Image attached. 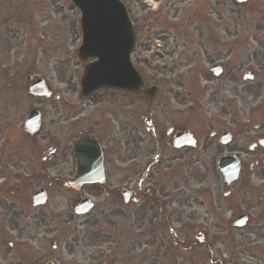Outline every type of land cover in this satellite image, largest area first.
Here are the masks:
<instances>
[{
	"label": "flooded vegetation",
	"instance_id": "af4514ba",
	"mask_svg": "<svg viewBox=\"0 0 264 264\" xmlns=\"http://www.w3.org/2000/svg\"><path fill=\"white\" fill-rule=\"evenodd\" d=\"M193 2V0H142L144 32L148 45L153 40H171V36L189 30L191 26L187 30L185 28L191 19L190 16L185 17V13L191 12ZM198 8L199 16L206 19L207 28L212 32L210 0H203ZM259 14L263 16L258 18L255 30L257 33L264 32V12ZM161 23L171 27L172 32L159 34L154 31V26ZM211 32L213 51L209 55V61H212L214 66L219 64L223 74L226 73L223 78L225 83H220V89L216 88L218 96L223 100L227 99L221 93L225 89L229 91L228 82H233L231 70L237 68V62L240 60L243 61L239 62L238 69L245 70L242 78L248 75V79H253L256 75L252 68L256 67L259 69L258 78L262 80L264 90V41H259L253 51H246L245 56L240 59L239 44L244 39L242 36L226 30L225 35L222 34L221 38L216 37L215 40ZM230 39L234 42L232 43ZM249 53L251 55L248 56ZM27 56L29 57V54ZM34 67L33 65L25 67L33 70L24 79L25 88L38 78ZM5 69V67L0 69V75H5ZM208 72L212 74L211 71ZM249 74L253 75V78ZM212 77L216 79L213 74ZM216 81H220V78ZM166 93L169 92L161 91L157 87L151 101L148 98V106L143 109V113L136 101L144 100L147 96L140 94L129 96L113 90L101 91L90 94L84 101L80 100L79 104L73 103L69 106V111L62 112V115L56 112L46 120L42 114L38 133L32 134L20 126L21 131H18L19 135L16 136V133L7 129L6 144H9L11 152L8 154L7 168L0 171V264H26L20 219L22 211L17 207V201L20 202L19 177L23 176H19L18 166L31 169L33 163L37 165L36 175H41L43 170L47 171L44 179L40 177V180L43 179L42 182L46 183L49 189H52L54 184H60L65 189L73 191L69 195L63 194V197L56 196L53 204L57 207L46 213L48 216L44 212L39 213L36 208L30 214L37 239L40 238L39 236L43 239L42 247L33 248L34 255L38 256L34 264L47 262L81 264L82 261L84 264H120L126 256L122 252L119 253V250L126 252L127 246L124 245L125 237L118 233V227L129 225L135 231L141 229L144 224L145 227L151 225L160 217L166 222L180 221L182 218L191 220L194 222L193 226L205 234L214 230L224 232L233 229L243 230L247 227L255 230L263 229L264 232L262 214L264 189L256 186L264 187V95L263 107L259 110L261 114H256L255 109L241 116L239 114L242 110L235 112L233 116L221 111L219 118L205 116L190 120L189 115H186L189 108L185 105L184 97L177 100V96H173L175 105L185 106L184 110L178 109L173 114ZM248 93L250 94V91ZM124 97H128V100L125 101ZM56 98L55 100L58 101L59 99ZM108 98L111 100L108 101ZM130 108L133 111H129ZM244 116L246 119H243ZM257 117L260 119H256ZM225 118L227 120L223 122L222 119ZM60 124L66 125L67 130L71 132V141L62 143L58 135L52 132ZM142 124L150 133L149 136L141 131ZM178 134H182L184 138L175 142V136ZM81 138L90 139L96 154L100 151L103 175L98 183L78 184L75 189L69 185L78 170L73 148ZM17 139L21 141L18 145L14 142ZM33 143H38V148L34 152L25 146ZM178 145L180 146L177 147ZM97 147L99 151H96ZM151 151L152 154H156L157 165L147 169L141 168L140 163H136V155L146 156ZM17 155L21 156L18 161ZM224 155L235 156L240 166L238 180L232 185L227 184L218 169V160ZM37 163L43 164L44 169H40ZM131 164L134 167L132 170L129 168ZM211 169L214 171L217 169L218 172L214 181L210 178ZM156 174H158L162 215L148 216L151 206L152 211L159 212L156 200L149 199L150 192L155 194L149 188L150 181ZM28 178L23 176V179ZM251 187H254L257 193L258 214L255 218L259 220L256 222L253 219L252 209L243 212L240 208L245 205L242 197L252 190ZM5 188L8 192L6 195L3 191ZM84 201H90L93 205L88 216L92 214L94 218L78 222L77 217L86 216L76 215L77 209ZM48 202L52 205V200ZM57 208L62 212L53 211ZM237 210L239 214L235 218H226L227 211H235L234 214H237ZM44 215L52 220H54L53 216H57L60 225H64L61 226L63 231L58 227L59 224L49 226L46 230L39 229V224L45 223ZM240 217L248 219L246 226L236 225ZM92 223L96 227L95 231L90 229L89 225ZM146 229L144 234L150 237V226ZM208 240V236H204L202 242H195L196 262L219 264L211 251L212 243ZM121 242L124 247L119 246ZM36 243L40 244V242ZM244 245L245 243L237 244L231 247L229 252L236 254L234 251ZM202 246L208 249L203 251ZM136 248L137 246L130 241L128 254L130 250L135 251ZM89 250L97 252V255L92 257L95 258L93 261L88 258ZM258 251L255 257L249 255L245 264H264V243L259 246ZM135 261L138 262L132 256L130 264Z\"/></svg>",
	"mask_w": 264,
	"mask_h": 264
},
{
	"label": "rangeland",
	"instance_id": "374dc122",
	"mask_svg": "<svg viewBox=\"0 0 264 264\" xmlns=\"http://www.w3.org/2000/svg\"><path fill=\"white\" fill-rule=\"evenodd\" d=\"M121 1L127 6V11H129V16L134 23V29L138 36L137 50L133 56L134 63L141 74H144L148 85H157L161 91L166 90L169 92L165 96L170 99L173 114L178 109L184 110L183 107H185L175 105L173 96H177V100H181L182 96L184 97L185 105L189 108L186 115H189L190 120H197L199 117L204 118L205 116L219 118L218 115L221 111H226L230 113V116H233L236 114L235 112L238 113L242 110L239 114L241 116L247 115L249 110L255 109L256 114H261L259 110L263 107L264 90L262 80L260 77L258 78L260 75L259 69L252 68L257 73L253 81H243L242 72L244 70L238 69L239 62L243 60L238 61L237 68L231 70L233 82H228L230 84L229 91L227 92V89H225L221 93L227 99L223 100L216 93V88L220 89V83L224 84L225 82L223 79L216 81L208 72L212 64V61H209V55L213 51V41L209 35L211 31L207 28L206 23L204 20L201 22L198 18V6L195 0L196 13H185V17L191 16L190 23L185 28L187 30L191 26L189 28L191 32L189 30L184 33L180 31L179 34L171 36V40L168 41H161L158 38L159 40L151 45L147 44L145 38L142 0ZM200 1L202 2V0ZM225 1L226 4L224 5ZM210 3L214 20L223 19L222 26L219 23L218 25L216 23L212 25L213 39L216 40V37L221 38L222 34H226V30L236 32L238 35H242L243 38L245 37L246 41L244 39L239 44V49H241L239 57L242 59L246 51L251 52L255 49L258 43L255 38H259V34L264 35L262 31L259 33L253 31L256 30L258 21L249 26L250 22L245 21L246 17L244 16L257 19L262 17L263 15L259 13L264 12V0H251L246 6H240L233 0H210ZM249 29L250 32H248ZM154 31L159 34L172 32L171 27H168L166 23L155 25ZM81 40L80 13L74 9L69 0H0V69L7 67L4 72L5 75H0V143L4 141L2 148L0 147V170L8 165V154L11 152L9 144L5 142L8 135L7 129L16 133V136L19 135L20 126L29 113L27 110L38 103L25 95L23 90L25 77L33 71L25 68L26 65L35 66L36 71L34 70V72L37 73L36 75L48 81L50 88L54 91V96H60L58 102L55 100H42L41 109L46 120L53 113L60 112L59 115H62V112L69 111V106L73 103L79 104L80 100L84 101L85 98H81L80 95V80L84 71V62L78 56ZM230 40L232 43L234 42L233 39ZM27 54H29V57ZM14 70L17 71L12 75V78L9 77ZM107 100L110 101L111 99L108 98ZM124 100H128V97H124ZM147 102L144 98V101H136V104L141 107L143 112V109L147 107ZM10 103L11 105H9ZM128 110L133 111L132 108ZM243 119H246L245 116ZM256 119L259 120L260 117ZM226 120L227 118L222 119L223 122ZM141 131L146 133L144 124L141 126ZM52 132L54 135H58L62 143L72 140L71 132L67 130L64 124H60ZM14 142L18 145V142L21 141L17 139ZM25 146L31 148L34 152L38 148V143ZM152 151L146 156L136 155V163H140V166L143 167L147 166L148 163H152L154 160ZM20 157V155H17V161ZM37 164L40 169H44L43 164ZM36 168L35 163L32 164L31 169L18 166V173L20 172L23 176L29 177L23 179V176L19 175L20 195L18 197L20 202L17 201V207L22 211L20 218L23 229L22 239L26 246L25 250H27L26 257L29 259L26 264H34L37 261L38 256L34 255L33 248L43 246L41 236L39 237L42 242L40 244L36 243L40 240L37 239L35 229H33L28 208L31 207L32 195L35 191L46 185L42 180L47 171L43 170L41 175H36ZM129 168L130 170L134 169L132 164ZM216 176H218L217 169L215 171L211 169L210 178L214 181ZM40 177L43 179L40 180ZM46 180L50 181L47 178ZM153 182H156L155 188L159 191L158 175H155ZM59 186L54 184V188L57 187V189L53 188L51 194H49L52 198V205L49 204L47 207L38 209L39 213L43 209L46 214L53 207H57L53 204L56 197L55 192L61 194L58 195L59 197H63V194H70V192L59 190ZM256 186L264 189L262 185ZM251 189L247 195L242 197L245 205L240 206V208L243 209V212H249L252 209L253 219L256 222L259 220L255 218L258 214L256 208L257 193L254 191V187H251ZM3 191L4 195L8 194L6 188ZM53 211L58 212L60 210L57 208ZM234 212L227 211L226 218H235L239 211L237 210V214H234ZM262 214L264 215V212ZM53 217L54 221L44 215L45 223H40L39 229L46 230L49 226L59 224L58 227L63 231L61 226L64 225H60L61 222H58L57 216ZM89 218H78V221L83 222ZM182 221L184 222V218L178 221V227H180ZM158 222L152 223L153 228H157L159 224H162L161 233L157 238L148 239L139 237L136 234L130 236L132 242L136 244L141 242L142 244V247L132 252V254L135 253L139 256L138 264H181L180 262L183 259L185 264H196L197 257L194 253L197 246L194 243L196 232L187 229L181 231L179 229V232L176 230V232L171 233V225L168 221H162L161 218ZM164 223H166V227L163 225ZM262 230L247 227L243 230L233 229L224 232L214 230L212 233H206V235H208V241L212 243L211 251L219 264H245L249 255L255 257V254L257 255V252H259V246L264 243V235L262 234L264 232ZM152 234L155 237V234ZM127 240L129 242L128 236ZM240 243H245V245L240 246V249H236L234 251L236 254L229 252L231 247ZM145 247H147L146 251H150L148 256H151L153 261L151 259L147 262L148 257L146 254H140ZM207 249L208 247L202 246L203 251ZM244 251L246 254H244ZM93 254L94 251L92 250L87 252L91 261L95 259L92 258ZM124 263L125 261L122 264ZM81 264H84V262L82 261ZM125 264H129V262Z\"/></svg>",
	"mask_w": 264,
	"mask_h": 264
},
{
	"label": "water",
	"instance_id": "95a60500",
	"mask_svg": "<svg viewBox=\"0 0 264 264\" xmlns=\"http://www.w3.org/2000/svg\"><path fill=\"white\" fill-rule=\"evenodd\" d=\"M70 1L82 15L83 46L80 48L79 56L84 61L92 60L81 83L83 94L113 88L132 93L142 92L151 96L154 89L146 85L132 63L137 38L124 4L120 0ZM86 149L88 147L84 142L79 147V173L84 176L85 181L92 183L97 167L96 162L92 158L89 159ZM218 167L225 180L229 184L233 182L238 169L234 157H223ZM34 197L35 202H44L45 191L41 190ZM240 220L241 224H245L246 220Z\"/></svg>",
	"mask_w": 264,
	"mask_h": 264
}]
</instances>
